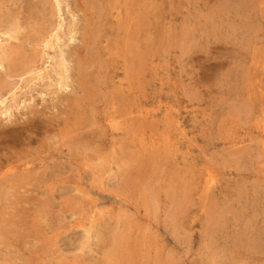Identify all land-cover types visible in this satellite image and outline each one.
<instances>
[{"label":"rangeland","instance_id":"1","mask_svg":"<svg viewBox=\"0 0 264 264\" xmlns=\"http://www.w3.org/2000/svg\"><path fill=\"white\" fill-rule=\"evenodd\" d=\"M46 1L0 0V264H264V0Z\"/></svg>","mask_w":264,"mask_h":264},{"label":"bare ground","instance_id":"2","mask_svg":"<svg viewBox=\"0 0 264 264\" xmlns=\"http://www.w3.org/2000/svg\"><path fill=\"white\" fill-rule=\"evenodd\" d=\"M51 1H52V0H51ZM55 1H56V3H55V5H53V4L51 5V9L54 8V9L56 10V9H58V2H59V1H58V2H57V0H55ZM82 1H83V0H82ZM93 1H94V0H93ZM2 2H3V0H2ZM6 2H7V1H6ZM6 2H5V3H6ZM15 2H17V1H15ZM45 2H47V1L45 0ZM95 2H96V0H95ZM99 2L101 3V1H99ZM105 2H106V1H105ZM105 2H104V3H105ZM114 2H115V1H114ZM122 2H123V1H122ZM134 2H136V5L139 6V4H137L138 0H134ZM17 3H18V2H17ZM100 3H99V4H100ZM104 3H103V4H104ZM93 4H94V3H93ZM106 4H107V3H106ZM116 4H117V3H116ZM144 4H145V3H144ZM8 5H10V4H8ZM16 5H17V4H16ZM26 5H27V4H26ZM64 5H65V4H64ZM1 6H2V5H1ZM128 6H129V5H128ZM147 6H148V5H147ZM154 6H155V5H154ZM8 7H9V6H8ZM14 7H15V6H14ZM44 7H45V6H44V4H43V5L39 8V11H40L41 13L44 12V9H45ZM103 7H104V6H103ZM105 7H106V5H105ZM105 7H104V9H105ZM1 8H2V7H1ZM49 8H50V7H49ZM115 8H116V7H115ZM118 8H119V7H118ZM136 8H137V7H136ZM90 10H91V9H90ZM107 10H108V9H107ZM119 10H120V9H119ZM56 11H57V10H56ZM78 11H79V10H78ZM78 11H77V12H78ZM100 11H101V10H100ZM79 12H80V11H79ZM89 12H90V11H89ZM95 12H96V11H95ZM101 12H102V11H101ZM103 12H104V11H103ZM110 12H111V11H110ZM156 12H157V11H156ZM90 13H91V12H90ZM92 13H93V12H92ZM92 13H91V15H92ZM96 13H97V12H96ZM119 13H120V12H119ZM93 14H94V13H93ZM97 14H99V13H97ZM103 14H104V13H103ZM103 14H102V15H103ZM110 14H111V13H110ZM123 14H124V13H123ZM49 15H50V14H49ZM94 15H95V14H94ZM15 16H16V19H15V17H11V18H10L11 22H10V24H9V27H11V28L18 27V23H19V21L17 20V16H18V15H17V12L15 13ZM98 16H99V15H98ZM12 18H13V19H12ZM51 18H53V17H51ZM95 18H96V16H95ZM99 18L101 19L100 16H99ZM99 18H98V19L96 18V19L99 21V20H100ZM53 19H54V18H53ZM104 19H106V18H104ZM120 19H121V18H120ZM150 19H151V18H150ZM7 20H9V18H7V15H5V14L0 10V26H1L2 22H6V23H7ZM110 20H111V19H110ZM55 21H56V20H55ZM93 21H94V20H93ZM104 21H105V20H104ZM156 21H157V19H156ZM88 22H89V21H88ZM120 22H121V21H120ZM62 23H63V21H62ZM82 23H83V22H82ZM90 23H91V22H90ZM90 23H89V25H90ZM104 23H105V22H104ZM112 23H113V22H112ZM192 23H193V22H192ZM195 23H196V22H195ZM195 23H194V25H195ZM52 24L54 25V23H52ZM72 24H73V23H72ZM91 24H93V23H91ZM95 24H96V23H95ZM122 24H123V23H122ZM122 24H120V25L122 26ZM131 24H132V23H131ZM135 24H136V23H135ZM33 25H34V24H33ZM53 25H52V28H53ZM56 25H57V24H56ZM59 25H60V24H59ZM93 25H94V24H93ZM62 26H63V25H62ZM62 26H61V27H62ZM81 26H83V25H81ZM96 26H97V25H96ZM102 26H103V25H102ZM102 26H101V27H102ZM186 26H187V25H186ZM198 26H199V25H198ZM37 27H38V26H37ZM50 27H51V26H50ZM57 27H58V25H57ZM72 27H73L72 30L69 31V32H72L73 29H75L74 25H72ZM97 27L100 28V25L97 26ZM18 28H19V27H18ZM45 28H46V27H45ZM55 28H56V27H55ZM99 28H97V29H99ZM121 28H122V27H121ZM197 28H198V27H197ZM56 29H58V28H56ZM79 29H81V27H80ZM89 29H90V27H89ZM91 29H92V28H91ZM101 29H102V28H101ZM129 29H130V28H129ZM139 29H140V27H139ZM139 29H138V30H139ZM189 29H190V28H189ZM17 30H18V29H17ZM46 30H47V29H46ZM46 30H45V31H46ZM53 30H54V29H53ZM60 30H61V29H60ZM64 30H65V29H64ZM85 30H86V28H85ZM95 30H96V29H95ZM12 31H13V30H12ZM47 31H48V30H47ZM54 31H55V30H54ZM58 31H59V30H58ZM78 31H79V30H78ZM90 31H91V30H90ZM90 31H89V32H90ZM92 31H93V30H92ZM92 31H91V32H92ZM97 31H98V30H97ZM103 31H104V30H103ZM103 31H100V33L103 32ZM56 32H57V31H56ZM59 32H60V31H59ZM61 32L64 33L63 31H61ZM119 32H120V31H119ZM200 32H201V31H200ZM72 33H74V31H73ZM80 33H81V31H80ZM83 33H84V30H83ZM96 33H97V32H96ZM96 33H94L93 35H96ZM106 33H107V32H106ZM124 33H125V32H124ZM58 34H59V33H58ZM70 34H71V33H70ZM74 34H75V33H74ZM120 34H121V33H120ZM122 34H123V32H122ZM146 34H147V32H146ZM54 35H55V34H54ZM56 35H57V34H56ZM61 35H62V34H61ZM71 35H72V34H71ZM80 35H81V34H80ZM117 35H119V34H117ZM191 35H192V34H191ZM193 35H194V34H193ZM201 35H202V33H201ZM10 36H11V35H10ZM34 36H35V35H34ZM62 36H63V35H62ZM69 36H70V35H69ZM99 36H100V35H99ZM14 37H15V36H14ZM54 37H55V36H54ZM56 37H57V36H56ZM56 37H55V39H56ZM88 37H89V36H88ZM121 37H122V36H121ZM121 37H120V38H121ZM125 37H126V36H125ZM144 37H145V36H144ZM69 38L72 39V36L69 37ZM90 38H91V37H89L88 40H89ZM129 38H131V37H129ZM47 39H48V38H47ZM73 39H74V37H73ZM80 39H81V38H80ZM114 39H115V38H114ZM127 39H128V38H127ZM136 39H137V38H136ZM136 39H135V40H136ZM59 40L62 41L61 39H59ZM63 40H64V39H63ZM91 40H93V39L91 38ZM91 40H90V41H91ZM98 40H99V39H98ZM119 40H120V39H119ZM123 40H124V39H123ZM153 40H155V39H153ZM185 40H187V39H185ZM185 40H184V41H185ZM24 41H25V40H24ZM57 41H58V39H57ZM65 41H66V40H65ZM67 41H69V40H67ZM72 41H73V40H72ZM72 41H69V42H72ZM79 41H80V40H79ZM113 41H114V40H113ZM116 41H117V39H116ZM136 41H137V40H136ZM22 42H23V41H22ZM22 42H21L20 44H22ZM26 42H29V41H26ZM26 42H25V43H26ZM34 42H35V41H34ZM55 42H56V40H55ZM63 42H64V41H62V43H63ZM100 42H101V41H100ZM109 42H110V41H109ZM117 42H118V41H117ZM117 42H116V43H117ZM125 42H126V41H125ZM188 42H189V41H188ZM31 43H33V42H31ZM59 43H60V42H59ZM74 43H75V42H74ZM74 43H73V44L70 43V44L74 45ZM76 43H77V42H76ZM78 43H79V42H78ZM78 43H77V44H78ZM92 43H94V40H93ZM112 43H113V42H112ZM37 44H38V43H37ZM51 44H52V43H51ZM54 44H55V43H54ZM63 44H64V43H63ZM80 44H81V42H80ZM118 44H119V43H118ZM120 44H123L122 41H121ZM126 44H127V43H126ZM126 44H125V45H126ZM137 44H138V43H137ZM152 44H153V42H152ZM23 45H24V44H23ZM29 45H30V44H29ZM57 45H58V44H57ZM61 45H62V44H61ZM61 45H60V46H61ZM66 45H69V44H67V42H66ZM81 45H82V44H81ZM87 45H88V44H87ZM87 45H86V46H87ZM95 45H96V44H95ZM101 45H104V44H101ZM125 45H124V46H125ZM127 45H128V44H127ZM185 45H187V43H186ZM30 46H31V45H30ZM30 46H29V47H30ZM39 46H40V45H39ZM41 46H42V45H41ZM43 46H44V45H43ZM54 46H55V45H54ZM70 46H71V45H70ZM82 46H83V45H82ZM89 46H90V43H89ZM113 46H114V45H113ZM113 46H112V47H113ZM121 46H122V45H121ZM121 46H120V47H121ZM25 47H26V46H25ZM50 47H51V46H50ZM57 47H59V46H56L55 48H57ZM64 47H65V46H64ZM68 47H69V46H68ZM72 47H73V46H72ZM79 47H81V46H79ZM139 47H140V46H139ZM185 47H186V46H185ZM52 48H53V47H52ZM65 48H66V47H65ZM70 48H71V47H70ZM75 48H76V46H75ZM77 48H78V47H77ZM82 48H83V47H82ZM92 48H93V47H92ZM122 48H123V47H122ZM190 48H191V47H190ZM73 49H74V48H73ZM125 49H126V48H125ZM138 49H139V48H138ZM138 49H137V50H138ZM148 49H149V48H148ZM151 49H152V47H151ZM23 50H24V48H23ZM51 50H52V49H51ZM59 50H60V49H59ZM88 50H89V48H88ZM96 50H97V49H96ZM152 50H153V49H152ZM152 50H151V51H152ZM16 51H19V49L16 50ZM16 51H15V52H16ZM24 51H26V50H24ZM43 51H44V50H43ZM84 51H85V50H84ZM90 51H91V49H90ZM116 51H117V50H116ZM154 51H155V50H154ZM11 52H12V51H11ZM76 52H77V50H76ZM86 52H87V51H86ZM86 52H85V53H86ZM138 52H139V50H138ZM26 53H27V52H26ZM44 53H45V51H44ZM62 53H63V52H62ZM62 53H61V54H62ZM74 53H75V52H74ZM79 53H80V52H79ZM95 53H96V52H95ZM117 53H118V51H117ZM120 53H121V52H120ZM122 53H123V52H122ZM139 53H140V52H139ZM139 53H138V54H139ZM36 54H37V53H36ZM45 54H46V53H45ZM69 54H70V53H69ZM80 54H81V53H80ZM100 54H101V53H100ZM118 54H119V53H118ZM123 54H124V53H123ZM125 54H126V53H125ZM131 54H133V51H132ZM9 55H10V56H9ZM9 55H8V54H7V55L5 54V56H7V58H8V61H6V63L8 62V64H9L10 66H11V65L15 66V65H21V64H24V61H25V60L22 59V57H23L22 53H18V52H16L15 54H13V53H9ZM30 55H31V54H30ZM59 55H60V54H59ZM70 55H71V54H70ZM75 55H76V54H75ZM75 55H74V56H75ZM87 55H88V54H87ZM119 55H120V54H119ZM121 55H122V54H121ZM26 56H28V54H26ZM45 56H46V55H45ZM90 56H91V55H90ZM101 56H102V55H101ZM101 56H100V57H101ZM125 56H126V55H125ZM130 56H131V55H130ZM150 56H153V55L151 54ZM68 57H69V56H68ZM78 57H79V56H78ZM86 57H87V56H86ZM88 57H89V56H88ZM100 57H98V58H100ZM30 58H32V57L30 56ZM60 58H61V57H60ZM62 58H63V57H62ZM83 58H84V57H83ZM89 58H90V57H89ZM95 58H96V57H95ZM95 58H93V59H95ZM103 58H104V57H103ZM105 58H106V57H105ZM108 58H109V57H108ZM122 58H123V57H122ZM26 59H27V58H26ZM80 59H81V58H80ZM96 59H97V58H96ZM126 59H127V58H126ZM128 59H129V57H128ZM137 59H138V58H137ZM43 60H44V58H43ZM52 60H53V59H52ZM71 60H72V59H71ZM89 60H90V59H89ZM152 60H153V59H152ZM152 60H151V61H152ZM65 61H66V59H65ZM87 61H88V59H87ZM100 61L102 62V60H100ZM122 61H123V60H122ZM122 61H120V62H122ZM134 61H135V60H134ZM18 62H19V63H18ZM63 62H64V60H63ZM73 62H74V61H73ZM127 62L129 63L130 61L128 60ZM17 63H18V64H17ZM75 63H76V62H75ZM78 63L80 64V61H79ZM122 63H123V62H122ZM124 63H125V62H124ZM124 63H123V64H124ZM25 64H26V63H25ZM31 64H32V63H31ZM31 64H30V65H31ZM86 64H88V63H86ZM93 64L95 65L94 62H93ZM93 64H92V66H93ZM27 65H28V64H27ZM30 65H29V66H30ZM35 65H36V64H35ZM65 65H66V66H65ZM65 65H64V64H63V65L61 64L60 67L62 68V66H65V68H66V67H67V64H65ZM77 65H78V64H77ZM80 65H81V64H80ZM99 65H100V63H99ZM102 65H103V63H102ZM121 65H122V64H121ZM7 66H8V65H7ZM22 66H23V65H22ZM55 66H57V64H56ZM74 66H76V64H75ZM95 66H97V65H95ZM103 66H104V65H103ZM103 66H102V67H103ZM134 66H135V65H134ZM149 66H150V65H149ZM8 67H9V66H8ZM30 67H31V66H30ZM49 67H50V66H49ZM85 67H86V66H85ZM89 67H90V65H89ZM104 67H105V66H104ZM112 67H114V66L112 65ZM125 67H126V66H125ZM137 67H138V66H137ZM150 67H152V65H151ZM13 68H14V67H13ZM25 68H27L26 65H25ZM86 68H87V67H86ZM8 69H9V68H8ZM40 69H41V68H40ZM66 69H68V68H66ZM66 69H64V70H66ZM76 69H78V67H77ZM79 69H80V67H79ZM96 69H97V68H96ZM123 69H124V68H123ZM131 69H132V68H131ZM5 70H6V68H5ZM14 70H15V69H14ZM14 70H13V71H14ZM16 70H17V69H16ZM38 70H39V69H38ZM83 70H84V69H83ZM94 70H95V69H94ZM104 70H105V69H104ZM125 70L127 71V69H125ZM8 71H10V70H8ZM11 71H12V70H11ZM17 71H19V69H18ZM21 71H22V70H21ZM21 71H20V72H21ZM41 71H42V69H41ZM61 71H63V70H61ZM73 71H74V70H73ZM101 71H102V70H101ZM111 71H112V70H111ZM14 72H15V71H14ZM27 72H28V71H26V74H27ZM65 72H66V71H65ZM88 72H89V68H88ZM123 72H124V71H123ZM136 72H137V71H136ZM16 73H17V72H16ZM29 73H31V72H29ZM49 73H50V71H49ZM49 73H48V74H49ZM69 73H70V72H69ZM113 73H114V72H113ZM8 74H9V73H7V75H8ZM20 74H22V73H20ZM62 74H64V72H63ZM62 74H61V75H62ZM80 74H81V73H80ZM91 74H92V73H91ZM93 74H95V72H94ZM93 74H92V75H93ZM97 74H98V73H97ZM101 74H102V73H101ZM110 74H111V73H110ZM110 74H109V75H110ZM115 74H116V73H115ZM115 74H114V75H115ZM3 75H4V74H3ZM15 75H16V74H15ZM39 75H40V74H39ZM49 75H50V74H49ZM88 75H89V74H88ZM88 75H87V78H88ZM98 75H99V74H98ZM112 75H113V74H112ZM120 75H121V74H120ZM134 75H135V73H134ZM137 75H138V74H137ZM8 76H9V75H8ZM8 76H7V77H8ZM23 76H24V75H23ZM45 76H46V75H45ZM50 76H51V75H50ZM57 76H58V75H57ZM65 76H66V75H65ZM79 76H80V75H79ZM106 76H107V75H106ZM0 77H1V76H0ZM12 77H13V76H12ZM15 77H16V76H14V78H15ZM32 77H34V76H32ZM36 77H37V76H36ZM62 77H64V76H62ZM74 77H76V73H75V76H74ZM89 77H90V76H89ZM93 77H94V76H93ZM109 77H110V76H109ZM109 77H108V79H109ZM111 77H112V76H111ZM111 77H110V78H111ZM131 77H132V76H131ZM136 77H137V76H136ZM136 77H135V78H136ZM138 77H139V76H138ZM1 78H2V77H1ZM17 78H18V77H17ZM20 78H21V77H20ZM48 78H49V77H48ZM65 78L67 79V77H65ZM94 78H95V77H94ZM4 79H6V78H4ZM23 79H24V78H23ZM23 79H22V80H23ZM29 79H30V78H29ZM38 79H39V78H38ZM38 79H37V80H38ZM41 79H42V78H41ZM78 79H79V78H78ZM95 79H96V78H95ZM54 80H55V79H54ZM82 80H83V79H82ZM96 80L98 81V79H96ZM101 80H102V79H101ZM15 81H16V80H15ZM74 81H75V80H74ZM97 81H96V82H97ZM130 81H131V80H130ZM13 82H14V81H13ZM94 82H95V81H94ZM131 82H132V81H131ZM135 82H136V80H135ZM4 83H6V82H3V84H4ZM42 83H43V82H42ZM49 83H50V82H49ZM66 83H67V82H66ZM79 83H80V81H79ZM87 83H88V82H87ZM97 83H99V82H97ZM97 83L95 84V86L97 85ZM113 83H114V81H113ZM136 83H137V82H136ZM139 83H140V82H139ZM14 84H15V83H14ZM18 84H19V83H18ZM18 84L16 83V85H18ZM64 84H65V83H64ZM89 84H90V83H89ZM115 84H116V82H115ZM4 85H5V84H4ZM12 85H13V84H12ZM23 85H24V84H23ZM23 85H22V86H23ZM91 85H93V84H90V86H91ZM107 85H108V84H107ZM129 85H130V84H129ZM139 85H140V84H139ZM6 86H8V84H7ZM29 86H30V85H29ZM10 87H11V85H10ZM59 87H60V86H59ZM77 87H78V86H77ZM77 87H76V88H77ZM98 87H99V86H98ZM103 87H104V86H103ZM4 88H5V87H4ZM12 88H13V87H12ZM16 88H17V87H16ZM16 88H15V89H16ZM26 88H27V87H26ZM93 88H94V86H93ZM110 88H111V87H110ZM127 88H128V87H127ZM5 89H7V88H5ZM8 89H9V88H8ZM8 89H7V90H8ZM10 89H11V88H10ZM10 89H9V90H10ZM83 89H84V88H83ZM91 89H92V88H91ZM95 89H96V88H95ZM139 89H140V88H139ZM27 90H28V89H27ZM81 90H82V89H81ZM89 90H90V89H89ZM97 90H98V89H97ZM114 90H115V89H114ZM2 91H3V90H2ZM85 91H87V89H85ZM100 91H101V92H100ZM129 91H130V90H129ZM6 92H7V91H6ZM99 92L102 93V92H104V90H99ZM114 92H115V91H114ZM114 92H113V93H114ZM127 92H128V91H127ZM2 93H3V92H2ZM41 93H42V92H41ZM81 93H82V91H81ZM91 93H92V92H91ZM93 93H94V92H93ZM95 93H96V92H95ZM105 93H106V92H105ZM18 94H19V93H18ZM75 94H76V93H75ZM87 94H88V93H87ZM131 94H132V93H131ZM136 94H138V93H136ZM139 94H140V93H139ZM6 95H7V94H6ZM8 95H9V94H8ZM91 95H92V97L94 96V94H91ZM102 95H103V93H102ZM118 95H119V94H118ZM133 95H134V94H133ZM3 96H5V95H3ZM99 96H100V95H99ZM135 96H136V95H135ZM139 96H140V95H139ZM29 97H30V96H29ZM68 97H69V96H68ZM81 97H83V96L81 95ZM15 98H16V97H14V99H15ZM32 98H34V97H32ZM74 98H75V97H74ZM74 98H73V99H74ZM96 98H97V97H96ZM132 98H133V97H132ZM1 99H4V98L2 97ZM9 99H10V98H9ZM82 99H83V98H82ZM93 99H94V98H93ZM139 99H140V98H139ZM4 100H5V99H4ZM11 100H12V99H11ZM23 100H24V99H23ZM23 100H22V101H23ZM29 100H31V99H29ZM75 100H76V99H75ZM90 100H91V99H90ZM90 100H89V101H90ZM95 100H96V99H95ZM115 100H116V99H115ZM122 100H123V99H122ZM127 100H128V99H127ZM1 101H2V100H1ZM5 101H6V100H5ZM67 101H68V100H67ZM77 101H78V100H77ZM137 101H138V100H137ZM64 102H65V101H64ZM70 102H72V101H70ZM84 102H85V101H84ZM126 102H127V101H126ZM131 102H132V101H131ZM140 102H141V100H140ZM2 103H3V102H2ZM2 103H1V104H2ZM7 103H8V102H7ZM90 103H92V102H90ZM117 103H118V102H117ZM4 104H6V103H4ZM18 104H19V103H18ZM34 104H35V101H34ZM73 104H74V103H73ZM78 104H79V103H78ZM82 104H85V103H82ZM93 104H94V103H93ZM85 105H86V104H85ZM106 105H107V103H106ZM32 106H33V105H32ZM32 106H30V108H32ZM76 106H77V105H76ZM81 106H82V105H81ZM91 106H92V105H91ZM100 106H101V105H100ZM123 106H124V105H123ZM6 107H7V106H6ZM26 107H27V106H26ZM34 107H35V106H34ZM130 107H131V106H130ZM91 108H92V107H91ZM99 108H100V107H99ZM124 108L126 109V107H124ZM134 109H135V108H134ZM142 109H143V108H142ZM30 110H31V109H30ZM35 110H36V109H35ZM9 111H10V110H9ZM12 111H13V110H12ZM31 111H32V110H31ZM36 111H37V110H36ZM83 112H84V110H83ZM95 112H96V111H95ZM138 112H139V111H138ZM33 113H34V112H33ZM33 113H32V114H33ZM58 113H59V112H58ZM70 113H71V112H70ZM74 113H75V112H74ZM129 113H130V111H129ZM35 114H36V112H35ZM40 114H41V113H40ZM42 114H43V112H42ZM59 114H60V113H59ZM83 114H84V113H83ZM140 114H141V113H140ZM10 115H11V113H10ZM16 115H17V114H16ZM37 115H39V113H38ZM53 115H55V114H53ZM77 115H78V114H77ZM79 115H80V114H79ZM131 115H132V114H131ZM141 115H142V114H141ZM143 115H144V114H143ZM110 116H111V115H110ZM126 116H127V115H126ZM132 116H133V115H132ZM78 117H79V116H78ZM89 117H90V116H89ZM129 117H130V116H129ZM23 118H24V117H23ZM27 118H28V116H27ZM38 118H39V117H38ZM52 118H53V117H52ZM56 118H57V117H56ZM40 119H41V118H40ZM49 119H50V118H49ZM60 119H61V118H60ZM65 119L67 120V118H64V120H65ZM82 119H83V118H82ZM106 119H107V118H106ZM108 119H109V118H108ZM120 119H121V118H120ZM136 119H137V118H136ZM258 119H259V118H258ZM103 120H104V119H103ZM109 120H111V119H109ZM109 120H108V121H109ZM114 120H115V119H114ZM116 120H117V119H116ZM131 120H132V119H131ZM38 121H39V120H37L36 123H37ZM41 121H42V120H41ZM47 121H48V120H47ZM52 121H53V120H52ZM94 121H95V120H94ZM124 121H125V120H124ZM69 122H70V121H69ZM89 122H90V121H89ZM97 122H98V121H97ZM106 122H107V120H106ZM112 122H113V120L111 121V123H112ZM116 122H117V121H116ZM118 122H119V121H118ZM20 123H21V122H20ZM46 123H47V122H46ZM138 123H139V122H138ZM7 124H8V123H7ZM7 124H6V125H7ZM14 124H15V121H14ZM33 124H34V123H33ZM48 124H49V123H48ZM54 124H55V123H54ZM88 124H89V123H88ZM130 124H131V123H130ZM3 125H4V124H3ZM15 125H16V124H15ZM57 125H58V124H57ZM117 125H119V124L117 123ZM123 125H124V124H123ZM131 125H132V124H131ZM35 126H36V125H35ZM37 126H38V125H37ZM37 126H36V127H37ZM45 126H46V125H45ZM85 126H86V125H85ZM85 126H84V127H85ZM105 126H106V125H105ZM107 126H108V125H107ZM124 126H125V125H124ZM127 126H128V125H127ZM132 126H133V125H132ZM137 126H138V125H137ZM7 127H8V126H7ZM10 127H11V126H10ZM14 127H15V126H14ZM19 127H20V126H19ZM64 127H65V126H64ZM115 127H116V126H115ZM129 127H130V126H129ZM140 127H141V126H140ZM71 128H72V127H71ZM77 128H78V127H77ZM88 128H89V127H88ZM116 128H118V127H116ZM134 128H135V127H134ZM138 128H139V127H138ZM138 128H137V129H138ZM10 129H11V128H10ZM68 129H69V128H68ZM83 129H84V128H83ZM109 129H110V128H109ZM112 129H113V127H112ZM124 129H125V128H123V130H124ZM5 130H6V129H5ZM8 130H9V129H8ZM86 130H87V129H86ZM107 130H108V129H107ZM120 130H122V128H120ZM126 131H128V130H126ZM126 131L124 132V134L126 133ZM92 132H93V131H92ZM106 132H107V131H106ZM110 132H111V130H110ZM112 132H114V131H112ZM116 132H117V131H116ZM116 132H115V133H116ZM83 133H84V132H83ZM89 133H90V132H89ZM120 133H121V132H120ZM100 134H102V133H100ZM124 134H123V135H124ZM83 135H84V134H83ZM89 135H90V134H89ZM111 135H112V134H111ZM116 135H117V134H116ZM125 135H126V134H125ZM100 136H102V135H100ZM100 136H99V137H100ZM105 136H106V138H107V135H105ZM85 137H86V136H85ZM33 138H34V137H33ZM89 138H92V137H89ZM93 138H94V136H93ZM96 138H98V137L96 136ZM96 138H94V139H96ZM114 138H115V137H114ZM118 138H119V137H118ZM118 138H117V139H118ZM98 139H99V138H98ZM98 139H97V140H98ZM100 139H101V138H100ZM100 139H99V140H100ZM104 139H105V138H104ZM104 139H103V137H102V140H104ZM70 140H71V139H70ZM91 140H92V139H91ZM102 140H100V141H102ZM107 140H108V139H107ZM86 141H87V139H86ZM89 141H90V140H89ZM110 141H111V140H110ZM113 141H116V138H115ZM90 143H91V142H90ZM90 143L88 142V144H90ZM93 143H94V142H93ZM126 143H127V142H126ZM119 144H120V143H119ZM157 144H158V143H157ZM100 145H101V144H100ZM74 147H75V146H74ZM20 148H21V147H20ZM81 149H82V148H81ZM18 151H19V150H18ZM25 151H27V150H25ZM136 152H137V151H136ZM11 153H12V152H11ZM36 153H37V152H36ZM75 153H76V152H75ZM9 154H10V153H9ZM72 154H73V153H72ZM15 155H16V154H15ZM20 155H22V154H20ZM27 155H28V154H27ZM31 156H32V155H31ZM34 156H35V155H34ZM13 157H14V156H13ZM28 157H29V156H28ZM41 157H42V156H41ZM53 157H54V156H53ZM25 158H26V157H25ZM39 158H40V157H39ZM42 158H43V157H42ZM8 159H9V158H8ZM18 159H19V157H18ZM27 159H28V158H27ZM37 159H38V157H37ZM57 159H58V158H57ZM10 160H11V158H10ZM30 160H31V159H30ZM3 161H4V160H3ZM20 161H21V160H20ZM24 161H25V160H24ZM27 161H28V160H27ZM36 161H37V160H36ZM38 161H39V160H38ZM0 162H2V161H0ZM31 162H32V161H31ZM10 163H11V162H10ZM1 167H2V166H1ZM36 169H37V168H36ZM60 170H61V169H60ZM0 174H2V173H0ZM37 175H38V174H37ZM181 175H182V174H181ZM40 176H41V175H40ZM20 177H21V178H20ZM20 177H19V178H20L21 182H23V181L25 180V179L22 180V179H23V174H22ZM34 177H36V176H34ZM183 177H184V176H183ZM32 179H33V178H32ZM13 181H15V180H13ZM35 182H36V180H35ZM14 183H15V184H19V181H15ZM188 186H189V185H188ZM190 188H191V187H190ZM11 190H12V189H11ZM187 190H188V189H187ZM190 190H191V189H190ZM195 190H196V189H195ZM186 192H187V191H186ZM175 193H176V192H175ZM20 196H21V195H20ZM183 197H184V195H183ZM188 198H189V197H188ZM86 200H87V199H86ZM185 200H186V198H185ZM22 202H23V201H22ZM28 202H29V201H28ZM83 202H84V201H83ZM89 202H90V201H89ZM23 203H24V202H23ZM164 203H165V202H164ZM185 203H186V202H185ZM187 203H188V201H187ZM85 204H86V203H85ZM177 204H178V203H177ZM80 205H81V204H80ZM83 205H84V204L82 203V206H83ZM93 205H94V203H93ZM96 205H97V204H96ZM73 206H74V205H73ZM184 206H185V205H184ZM74 208H75V206H74ZM10 209H11V208H10ZM25 209H26V208H25ZM185 209H187V208H185ZM5 210H6V209H5ZM13 210H14V209H13ZM74 210H75V209H74ZM86 210H87V209H86ZM89 210H90V209H89ZM102 210H103V209H102ZM177 210H178V209H177ZM80 211H82V209H81ZM10 212H11V211H10ZM184 212H185V211H184ZM22 213H23V212H22ZM88 213H89V212H88ZM88 213H87V215H88ZM106 213H107V212H106ZM108 213H109V212H108ZM12 214H13V213H12ZM97 215H100V217H102V215L99 214V213H97ZM106 216H107V215H106ZM177 216H178V215H177ZM82 217H83V216H82ZM103 217H104V216H103ZM103 217H102V218H103ZM111 217H112V216H111ZM105 219H106V218H105ZM113 219H114V218H113ZM116 219H118V218H116ZM90 220H91V219H90ZM7 221H8L7 219H4V222L7 223ZM23 221H24V220H23ZM25 221H26V220H25ZM176 221H177V220H176ZM18 222H19V221H18ZM81 222H82V221H81ZM93 222H94V221H93ZM102 222H103V221H102ZM102 222H101V223H102ZM6 223H5V224H6ZM20 224H21V223H20ZM97 224H98V222H97ZM112 224H113V223H112ZM118 224H119V223H118ZM98 225H99V224H98ZM100 225H101V224H100ZM91 226H92V225H91ZM111 226H112V225H111ZM19 227H20V226H19ZM104 227H105V226H104ZM112 227H113V226H112ZM91 228H92V227H91ZM100 228H101V227H100ZM178 228H179V227H178ZM119 229H120V228H119ZM121 229H122V228H121ZM128 230H129V229H128ZM9 231H10V229H9L6 225L0 227V232H2V234H3L4 236H5L6 234H8ZM119 231H120V230H119ZM124 231H125V230H124ZM14 232H15V231H14ZM14 232H13V233H14ZM25 232H26V231H25ZM97 232H98V231H97ZM109 232H110V231H109ZM110 233H111V232H110ZM117 233H118V232H117ZM124 233H125V232H124ZM21 234H22V233H21ZM94 234H95V233H94ZM13 235H14V234H13ZM19 235H20V234H19ZM24 235H25V234H24ZM127 235H128V234H127ZM7 236H8V235H7ZM22 236H23V235H22ZM102 236H103V235H102ZM26 237H27V236H26ZM4 238H5V237H4ZM10 238H11V237H10ZM23 238H24V237H23ZM99 238H100V237H99ZM130 238H131V236H130ZM137 238H138V237H137ZM11 239H12V238H11ZM102 239H103V238H102ZM135 239H136V237H135ZM140 239H143V238H140ZM132 240H133V239H132ZM21 241H23V240H21ZM104 241H105V240H104ZM137 241H138V240H137ZM124 246H125V245H124ZM143 246H144V245H143ZM148 249H149V248H148ZM106 251H108V250H106ZM103 252H104V251H103ZM105 254H106V253H105ZM123 254H124V253H123ZM129 255H132V253L129 254ZM101 256H103V255H101ZM107 256H108V255H107ZM123 256H124V255H123ZM101 258H102V257H101ZM105 258H106V257H105ZM102 259H103V258H102ZM133 259H134V258H133ZM93 260H94V259H93ZM95 260H96V259H95ZM97 260H98V259H97ZM97 260H96V261H97ZM103 260H105V259H103ZM128 260H129V259H128ZM155 260H156V259H155ZM105 261H106V260H105ZM108 261H109V260H107L106 262H108ZM110 261H111V260H110ZM122 262H123V261H122ZM133 262H134V260H133ZM136 262H137V261H136ZM139 262H140V261H139ZM141 262H142V260H141ZM155 262H156V261H155ZM94 263H96V262H94ZM94 263H93V264H94ZM108 263L110 264V262H108ZM126 263H127V262H126ZM126 263H125V264H126ZM129 263H130V262H129ZM129 263H128V264H129ZM153 263H154V261H153ZM101 264H102V263H101ZM115 264H116V263H115ZM118 264H120V263H118ZM135 264H136V263H135ZM157 264H158V263H157Z\"/></svg>","mask_w":264,"mask_h":264}]
</instances>
